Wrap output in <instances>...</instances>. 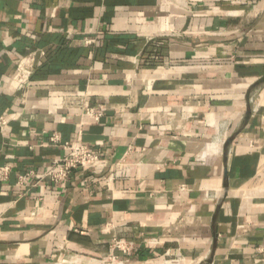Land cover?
<instances>
[{"label":"crops","instance_id":"0c3cea01","mask_svg":"<svg viewBox=\"0 0 264 264\" xmlns=\"http://www.w3.org/2000/svg\"><path fill=\"white\" fill-rule=\"evenodd\" d=\"M5 114L0 264H264V0H0Z\"/></svg>","mask_w":264,"mask_h":264},{"label":"built area","instance_id":"2783aa9c","mask_svg":"<svg viewBox=\"0 0 264 264\" xmlns=\"http://www.w3.org/2000/svg\"><path fill=\"white\" fill-rule=\"evenodd\" d=\"M84 42L88 46L97 44V40L91 38H85ZM23 63L26 65V61ZM105 113L106 108L104 104L84 108V114L92 119L95 123H99L105 116ZM12 120L13 118H10L7 114L0 116V133L5 131ZM51 143L55 146L62 147L66 152V155L60 160L53 162L44 174V178L48 179L52 184L61 185L70 178L73 172L92 167L100 161V157L95 152L94 148L84 142H78L75 144L70 142H62L59 135L55 133L51 137ZM8 173V168L0 169L1 176L6 177ZM31 175L32 172L21 176L19 178V184L24 185ZM112 247L115 250H120L125 254L131 251V246L121 239L114 240ZM105 264H123V262L118 256H110V258L105 261Z\"/></svg>","mask_w":264,"mask_h":264}]
</instances>
